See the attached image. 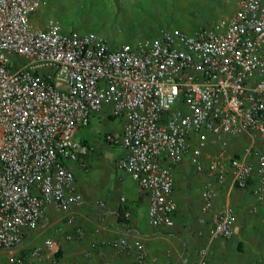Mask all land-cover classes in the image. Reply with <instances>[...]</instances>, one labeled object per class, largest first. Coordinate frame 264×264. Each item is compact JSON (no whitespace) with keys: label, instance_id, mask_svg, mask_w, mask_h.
Wrapping results in <instances>:
<instances>
[{"label":"built area","instance_id":"obj_1","mask_svg":"<svg viewBox=\"0 0 264 264\" xmlns=\"http://www.w3.org/2000/svg\"><path fill=\"white\" fill-rule=\"evenodd\" d=\"M42 5L0 0V252L6 264H63L62 245L84 240L70 214L84 201L73 167L88 171L85 159L95 148L76 135L95 115L122 124L119 135L104 141L121 148L115 169L147 198L150 227H174V173L189 164L199 182L196 223L203 238L190 264H212L213 243L237 233L236 200L251 198L250 215L264 203V0H239L233 13L207 27H163L153 38L118 48L56 19L35 23ZM94 209L101 226L106 203L96 201ZM51 210L62 223L24 249ZM102 245L156 263L141 241L118 236ZM98 247L91 244L85 257Z\"/></svg>","mask_w":264,"mask_h":264},{"label":"rangeland","instance_id":"obj_2","mask_svg":"<svg viewBox=\"0 0 264 264\" xmlns=\"http://www.w3.org/2000/svg\"><path fill=\"white\" fill-rule=\"evenodd\" d=\"M239 0H42L43 5L34 17L35 23H44L48 19L58 20L67 30L75 29L82 33L93 32L101 35L111 48H118L125 43H133L144 37L153 38L160 28L178 27L185 31L207 27L223 17L233 13ZM122 124L118 119L103 116H93L88 127L80 129L77 139L92 144L95 151L92 153L96 160L91 164L92 182L102 175V183L106 187L112 184L113 178H122L126 185H132L131 179L115 169V164L121 155L119 146L108 144L104 141L107 135L114 136L121 133ZM76 166V165H75ZM74 166V167H75ZM183 166V165H182ZM185 174L189 178L176 183L174 191L186 200L187 213L192 214L191 221L183 225L184 230L191 231L196 224L194 205L189 200H199V182L195 178L189 164H184ZM75 177H85L87 174L74 169ZM179 168V167H178ZM107 172L108 175H104ZM90 178V177H89ZM101 181V180H100ZM96 182H98L96 180ZM95 183V182H94ZM103 185V184H102ZM103 192H96L102 197ZM84 200V198H83ZM119 200V197L117 198ZM237 233L231 241L226 242L223 250L225 257L221 263L228 264H264V203L258 208L257 213L250 215V197H239ZM191 208L193 209H189ZM147 207L140 209L138 227L144 228V215ZM57 214V213H56ZM59 215V214H57ZM97 219V213L94 212ZM60 216V215H59ZM191 216H189L190 219ZM124 222L128 219L123 218ZM62 223L58 219L48 218L45 227L36 232L24 244V249H29L40 243L46 236L52 235V228ZM97 222V220H96ZM191 223V224H190ZM194 225V226H193ZM81 228L79 225H77ZM148 226V225H146ZM150 228V227H149ZM71 230V228H69ZM197 230V228H196ZM221 244H217L218 248ZM214 248V249H215ZM213 249V250H214ZM99 251L98 249L96 252ZM101 258L107 264H134L133 260L119 253L112 247L102 249ZM213 251L211 261H213ZM0 264H6V254L0 252Z\"/></svg>","mask_w":264,"mask_h":264},{"label":"crops","instance_id":"obj_3","mask_svg":"<svg viewBox=\"0 0 264 264\" xmlns=\"http://www.w3.org/2000/svg\"><path fill=\"white\" fill-rule=\"evenodd\" d=\"M90 145L93 146L92 144ZM93 161L96 162L92 154H90L85 159L88 171L84 173L87 174V176H81L80 178L78 176L75 177L77 191L83 196L84 201L81 205L73 207L70 211V214L75 217L76 224L84 231L85 237L82 242H70L62 245L61 255L63 264H72L75 261H79L82 264H107V261L101 258L102 249L107 247L106 245H102V243L118 236L144 243L151 257L156 260L155 264H190V261L196 256L201 247L203 238L198 236L199 227L197 223L191 231L183 229V225L188 224H186V222L193 220L192 214L188 215L187 213L186 200H183L181 195L174 191L177 212L174 216V227L172 229L150 227L147 223L146 213L144 215V222L147 224L144 225V228L140 229L138 227L139 213L141 208L145 207L146 210L148 206L147 198L139 191L137 185L132 180H130L132 185H126L123 183L122 178H113L112 184L106 187V185L104 186V183H102L104 179L102 175V179L100 176L97 177L98 179L96 180L98 182L95 180L91 183L92 177L89 175L91 174L90 170ZM74 169H77L76 171H81L77 165ZM108 174L104 172V175ZM174 175L175 186L178 181H185L190 177L189 174H185L184 165L177 168ZM100 191L103 192L102 197L96 196V192ZM118 197L119 200H117ZM121 197L125 198V203L120 202ZM99 200L106 203L105 220L101 226H98L94 215V203ZM189 201L193 203L194 211L198 217L201 201ZM124 209L130 212L128 222H124L123 218L119 215V211ZM189 209L193 208L190 206ZM56 213L57 212L54 210L49 212V218L52 219V221H54L55 218L60 221V217L57 215L58 213ZM189 216H191L190 219ZM225 243L226 242H217L214 244L212 248L214 258V260L211 261L212 264L221 263L223 257H225V250H223L224 246H222L225 245ZM91 244L98 245L99 251H95L91 258H86L84 253L89 249ZM217 244H221V246L215 248ZM131 259L134 264H142L135 261L133 258ZM109 263L112 264L111 262ZM227 263L233 264V262Z\"/></svg>","mask_w":264,"mask_h":264},{"label":"trees","instance_id":"obj_4","mask_svg":"<svg viewBox=\"0 0 264 264\" xmlns=\"http://www.w3.org/2000/svg\"><path fill=\"white\" fill-rule=\"evenodd\" d=\"M124 210L119 211L120 217H122ZM123 218V217H122Z\"/></svg>","mask_w":264,"mask_h":264}]
</instances>
